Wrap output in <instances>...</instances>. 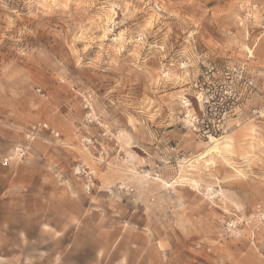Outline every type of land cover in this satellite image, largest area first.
<instances>
[{"label": "rangeland", "instance_id": "obj_1", "mask_svg": "<svg viewBox=\"0 0 264 264\" xmlns=\"http://www.w3.org/2000/svg\"><path fill=\"white\" fill-rule=\"evenodd\" d=\"M1 155L73 230L264 264V0H0Z\"/></svg>", "mask_w": 264, "mask_h": 264}, {"label": "crops", "instance_id": "obj_2", "mask_svg": "<svg viewBox=\"0 0 264 264\" xmlns=\"http://www.w3.org/2000/svg\"><path fill=\"white\" fill-rule=\"evenodd\" d=\"M1 157L0 264H156L146 232L104 230L99 216L91 233L73 230L70 201H43L38 185L25 184L28 158Z\"/></svg>", "mask_w": 264, "mask_h": 264}, {"label": "built area", "instance_id": "obj_3", "mask_svg": "<svg viewBox=\"0 0 264 264\" xmlns=\"http://www.w3.org/2000/svg\"><path fill=\"white\" fill-rule=\"evenodd\" d=\"M22 150H23L22 148H16L17 153H22L23 152ZM8 160L9 158H4V162H7Z\"/></svg>", "mask_w": 264, "mask_h": 264}]
</instances>
